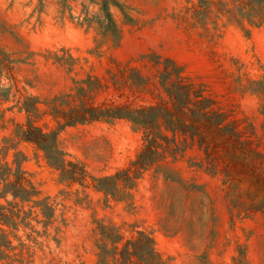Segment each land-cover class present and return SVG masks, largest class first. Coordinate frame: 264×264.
I'll use <instances>...</instances> for the list:
<instances>
[{
	"label": "rangeland",
	"instance_id": "rangeland-1",
	"mask_svg": "<svg viewBox=\"0 0 264 264\" xmlns=\"http://www.w3.org/2000/svg\"><path fill=\"white\" fill-rule=\"evenodd\" d=\"M0 264H264V0H0Z\"/></svg>",
	"mask_w": 264,
	"mask_h": 264
},
{
	"label": "trees",
	"instance_id": "trees-1",
	"mask_svg": "<svg viewBox=\"0 0 264 264\" xmlns=\"http://www.w3.org/2000/svg\"><path fill=\"white\" fill-rule=\"evenodd\" d=\"M180 89H182V92H178L177 89L171 90L167 88L169 97L171 99V105L170 107H166L165 109L166 114L172 115V113H174L179 119H181L185 105L190 95V89H188L187 85L180 86ZM204 101H206L207 103H211L212 100L210 98H204ZM161 108L162 107L156 105L139 106L126 110L123 107H117V110L105 109L101 111H97L95 110V108H91V111L96 114H89V116H85L86 114H82L81 120L99 117H122L127 118L134 125L144 129V144L134 163L137 164L139 169H142L149 166L160 157H163L164 154L169 153L171 150L169 146L171 139L167 134H164V132L159 129L161 126L159 123V117L167 120L171 127L170 131L173 132V134L178 129L182 130L183 121L178 120V122L173 123L172 118L166 116V114L162 112ZM217 115L219 120V115L222 116V114ZM217 123L218 122H215L211 125L217 126Z\"/></svg>",
	"mask_w": 264,
	"mask_h": 264
}]
</instances>
